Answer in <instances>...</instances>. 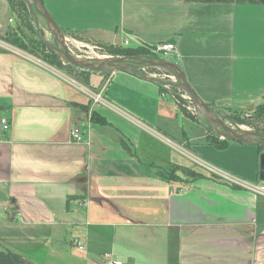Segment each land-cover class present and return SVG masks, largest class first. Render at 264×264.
<instances>
[{"label":"crops","instance_id":"obj_1","mask_svg":"<svg viewBox=\"0 0 264 264\" xmlns=\"http://www.w3.org/2000/svg\"><path fill=\"white\" fill-rule=\"evenodd\" d=\"M40 1L68 34L173 44L158 57L215 113L264 103V0ZM12 17L0 0V39ZM169 92L119 71L70 82L0 47V245L34 264H264V193L217 163L257 179L251 146L209 144Z\"/></svg>","mask_w":264,"mask_h":264},{"label":"rangeland","instance_id":"obj_2","mask_svg":"<svg viewBox=\"0 0 264 264\" xmlns=\"http://www.w3.org/2000/svg\"><path fill=\"white\" fill-rule=\"evenodd\" d=\"M21 1L24 3V6L27 10L28 19L34 28L35 37L40 40V38H39V36H40L41 38H44L45 40H47V42L49 44H51L52 46L58 47V42H57L56 38L52 35L50 30L46 27L45 20H44L43 16L41 14H39L38 12H36L37 20L39 23V36H38L37 27L35 25V22H34L33 18L31 17L30 12H29L24 0H21ZM31 6L33 9H35V7L32 4H31ZM14 7L16 9L15 4H14ZM12 16H13L12 17L13 23L11 24L12 27L10 30L11 31L10 36H13L17 33V38H19V42L20 43L24 42V44H28L27 41L34 39V35L29 30H27L23 27V22L21 20H19L16 15L12 14ZM62 34H63V37L65 38L64 43H65V46H66L69 54H71L73 57H75L77 59H80L83 61H88V62H93V61H109V60H116V59H121V58H132V57H129L127 55H123L121 53L116 52V50L125 49L126 47L112 46L113 48H110V45L101 44L98 41L90 39L88 37L76 36V35L68 34L65 32H62ZM10 38H12V37H10ZM0 47L8 48V49H10V48L17 49L19 51L27 53L26 51L19 49L17 46H13V45L9 44L8 42H6L4 40V37L0 39ZM145 50H147L149 52L150 56H144V57H140V58L149 59V60L161 59L158 57V54H154L148 49H145ZM57 56H58V58L56 59V61L58 62V60H59L61 62L60 63L61 65L57 66V65L51 64L52 65L51 67L54 68L55 70H57L59 72L60 77H62L64 80H67L70 82H72V81L84 82L90 74H98V73L89 72L88 74L82 75L79 73L80 70H78L76 68H73L71 66H70L71 68L65 67V66H67V64H65V62L60 58L59 55H57ZM142 68L143 67L141 66L137 70L140 74L147 75V76L150 75V76H153L157 79H159L160 77H165L162 70H156L154 68L153 69L152 68H146V70L143 71ZM100 74L104 75L103 73H100ZM162 79H164V78H162ZM164 80H167V79H164ZM167 81L175 82V80H167ZM165 90L168 92L170 91L169 94L171 96V99L185 112V114L187 116L205 124L204 121L196 114L194 106L191 104L188 96L184 92H182L176 88H168ZM255 109L256 108L249 110V111H243V114L239 116V120H242L243 122H245L242 124L241 123L237 124V122H233V120H234L233 118L238 116V115H236V113L233 110H223L220 112L218 111V113H215L214 111L213 112L215 113L217 118H219L220 120L225 122L233 130L241 131L244 133H250V134H264V132H263L264 131V115L258 117L254 113ZM236 121H238V120H236ZM211 133H213V132H211ZM254 139L259 140L261 138L258 136H254ZM221 140H223V139H221ZM247 148H251L253 151L251 154L250 153L243 154L241 157L242 160H244V161L248 160L249 161L252 158L254 163L257 164V171H259V159H260V155L264 153V148H262V151L259 149L260 148L259 146H251V147H247ZM233 160H234V157H231V158L225 157V153H224L223 156H221L220 160L217 159V163H219V165H222V166L224 165L223 167L231 168L232 171L237 172L241 176V179L244 178V179L249 180V182H247V183L253 182V184L257 183L259 186H264V183L260 182L258 178L257 179L254 178L255 173H253V175H254L253 178H250L252 175L251 170L250 171L247 170V168L245 167V164H242L240 168H237L236 164L233 162ZM228 162H233V163L228 164ZM182 172L184 173V175H186V171L182 170Z\"/></svg>","mask_w":264,"mask_h":264},{"label":"water","instance_id":"obj_3","mask_svg":"<svg viewBox=\"0 0 264 264\" xmlns=\"http://www.w3.org/2000/svg\"><path fill=\"white\" fill-rule=\"evenodd\" d=\"M31 17L33 18L35 25L37 27V33L39 36V23L37 20L36 12L41 14L45 20L46 27L50 30L52 35L56 38L58 42V47L52 46L44 38L40 40L53 52L60 56V58L65 62V64L76 68L80 71L92 72V73H103L110 74L114 72H125L141 80L159 84L160 86H165L169 88H176L184 92L191 104L194 106L196 114L204 121L208 129L215 135L219 136L223 140L230 142H235L238 144L248 145V146H259L264 148V134H250L241 131H236L230 128L225 122L217 118L213 110L207 106L194 92V90L187 83L185 76L181 73L179 68L174 64L169 63L162 59H144L138 57L132 58H121L109 61H83L73 57L69 54L63 37L62 31L57 27L50 14L44 8L40 0H24ZM31 4L35 7L32 8ZM147 68H160L166 70L171 76H173L175 82H170L167 80L156 79L151 76L140 74L137 70L139 67ZM254 136H258L261 139L256 140ZM258 179L260 182L264 183V153L260 155L259 159V171Z\"/></svg>","mask_w":264,"mask_h":264},{"label":"trees","instance_id":"obj_4","mask_svg":"<svg viewBox=\"0 0 264 264\" xmlns=\"http://www.w3.org/2000/svg\"><path fill=\"white\" fill-rule=\"evenodd\" d=\"M8 2L11 7V13L16 15L17 18L23 22V27L29 30L34 35V39L28 40L27 41L28 44H24V42L20 43L19 38H17V33L13 36H10L11 29H9V31L4 37V40L13 46H17L19 49L26 51L27 54L32 55L36 58H39L40 60H42L43 62H45L46 64L50 66H52L51 64L57 65V66L61 65L60 64L61 62L59 60L58 62L56 61L58 56L54 52H52L49 48H47V46L43 42H41L38 38L35 37L34 28L28 19V13L24 6V3L21 0H8ZM14 4L16 6V9L14 7ZM110 48H113V47L110 46ZM116 52L121 53L123 55H127L129 57L150 56L149 52L145 50L144 48H138V49L125 48V49L116 50ZM65 67L71 68L68 65ZM79 73L83 75V74H88L89 72L79 71ZM164 91L166 90L163 88V86H161V93H163ZM233 111L236 113V115H238L235 118H233L234 119L233 122H237V124L245 123L242 120H239V116L243 114V111L241 110H233ZM254 113L258 117L263 116L264 115V103L257 106ZM207 141L209 144L215 146L219 150H224L230 144H235V142H230L227 140L220 141L219 136L211 133V131H208ZM259 149L262 151L261 147ZM0 264H34V263L30 262L29 260L25 259L21 255L9 249L3 248L0 245Z\"/></svg>","mask_w":264,"mask_h":264},{"label":"built area","instance_id":"obj_5","mask_svg":"<svg viewBox=\"0 0 264 264\" xmlns=\"http://www.w3.org/2000/svg\"><path fill=\"white\" fill-rule=\"evenodd\" d=\"M125 45H127V41L125 42ZM8 49V48H6ZM12 49V48H10ZM148 50H150L152 53L154 54H163L164 56H172L176 53V47L171 44V43H165V44H160L154 47H150L147 48ZM147 67H143L142 70L145 71ZM165 77H160L159 79L164 80H174L173 76H171L168 73H164ZM150 76V75H149ZM153 77V76H151ZM159 77V76H158ZM155 78V77H153ZM164 78V79H162ZM157 79V78H156ZM164 89H168L169 87H165L163 86ZM165 95V94H163ZM94 100L97 101H101V97L99 95L94 96ZM9 128V122L7 119L3 118L0 119V129L6 131ZM71 138L73 139L74 142H82V136L81 133L79 131L78 127L73 128V130L70 133ZM222 139V138H220ZM233 182L237 183L238 185H241L243 187H248L250 188V186L245 185L243 182H240L239 180H233ZM253 189L258 192V193H264V186H259V187H253ZM79 249H82V247L78 246ZM108 264H121V263H117V262H108Z\"/></svg>","mask_w":264,"mask_h":264}]
</instances>
